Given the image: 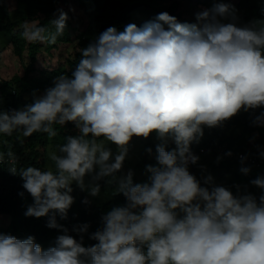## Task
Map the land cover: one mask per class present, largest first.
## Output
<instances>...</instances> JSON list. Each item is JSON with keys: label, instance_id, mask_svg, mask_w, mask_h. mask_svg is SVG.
<instances>
[{"label": "clouds", "instance_id": "clouds-1", "mask_svg": "<svg viewBox=\"0 0 264 264\" xmlns=\"http://www.w3.org/2000/svg\"><path fill=\"white\" fill-rule=\"evenodd\" d=\"M194 15L195 22H181L164 11L139 26H110L81 49L70 74H59L22 108L0 111L5 136L56 137L55 126L67 122L78 130L49 153L48 168H18L14 153L6 154L8 170L32 197L24 215L47 217V227L61 234L44 248L33 235L0 233V264H264V174L250 181L261 190L257 197L247 186L234 185V192L211 174L198 179L190 171L200 159L191 145L204 127L264 107V19L241 25L225 0ZM67 19L59 10L50 27L26 21L22 36L54 44ZM253 124L264 127V111ZM153 132L160 141L156 163L145 166L146 181L135 182L133 170L123 172L129 142ZM241 158L257 168L264 164ZM105 179L125 202L101 217L100 228L89 233L88 223L69 230L58 222L74 203L73 183L96 197ZM8 220L0 215L1 223ZM86 233L95 243L85 245Z\"/></svg>", "mask_w": 264, "mask_h": 264}, {"label": "trees", "instance_id": "trees-1", "mask_svg": "<svg viewBox=\"0 0 264 264\" xmlns=\"http://www.w3.org/2000/svg\"><path fill=\"white\" fill-rule=\"evenodd\" d=\"M4 0H0V8ZM216 0H15V7H6L0 12V44L12 46L14 55L19 59L26 51L29 59L23 65L21 74H15L9 79L0 80V111L19 109L33 100V95H42L53 85L59 74H70L81 58V49L86 47L100 32L110 26L123 30L129 23L138 26L154 18L158 13L167 11L181 22H195V13L191 7L204 9L211 7ZM235 6L239 17L238 23L248 24L254 20L264 19V0H225ZM59 10L67 13L68 19L64 32L57 37L54 44L28 42L22 36V26L26 21L37 20L45 27H50V21L59 15ZM56 54V55H55ZM56 57L55 67H38L36 62L40 57L53 59ZM44 63L42 58L41 60ZM41 73V76H37ZM4 89V90H3ZM264 111V107L245 112L241 110L218 127H204V135L199 143H193L191 148L200 159L196 165H190V171L198 179L211 174L217 184L232 188L240 185L247 191L259 197L261 190L250 184V181L260 174H264V164L255 167L247 162L241 163L243 158H262L260 152L264 150V127L253 124L256 115ZM56 137H49L46 133H33L30 137H23L19 131L11 136L0 134V152L5 153V162L0 164V215L9 216L5 223L0 222V233H10L17 238L23 235H33L35 240L43 242L44 248L49 247L61 231L47 227V217H26L24 212L32 197L22 188L23 180L19 175L12 174L7 153L11 151L16 157L17 167L35 166L46 168L48 150L55 144L63 143L68 135H76L78 130L73 122L63 126H55ZM62 139V140H60ZM134 143L129 142V154L124 162V168L134 172V181L142 182L143 169L148 164H155V147L160 141L155 132L148 138L133 136ZM113 152L117 146L108 142ZM175 147L169 142L168 148ZM152 148V153L147 152ZM231 150L232 155L225 153ZM221 157V159H217ZM203 167V170L201 168ZM241 167H249L248 174L240 171ZM124 172V171H123ZM135 176V174H137ZM126 173V172H125ZM146 175V174H145ZM145 176L143 182L146 181ZM101 188H109L110 198L103 203L93 202L84 190L73 183L74 203L68 211L67 219L58 222L71 230L73 225L88 223L89 233L102 226L101 217L113 206L123 204L122 194H115L116 184L109 185L105 180L99 182ZM25 192L24 197L19 193ZM87 198L90 203L83 201ZM74 236L75 233H72ZM85 245L95 243L84 234Z\"/></svg>", "mask_w": 264, "mask_h": 264}, {"label": "rangeland", "instance_id": "rangeland-1", "mask_svg": "<svg viewBox=\"0 0 264 264\" xmlns=\"http://www.w3.org/2000/svg\"><path fill=\"white\" fill-rule=\"evenodd\" d=\"M11 10L13 9V7H15V0H4V2L2 3L1 5V8H0V12H1V9L6 7ZM202 9H198V8H195V7H191L190 8V11L193 12V13H196L197 11H200ZM12 46L10 45V43L8 44H4V45H1L0 44V80H5V79H9L11 78L13 75L15 74H21L22 73V70H23V65H27V63L29 62V59L26 57V51L23 52V56L21 59H19L17 57V55H14L13 51H12ZM56 55V54H55ZM43 58L44 60V63L41 61ZM45 57H40L38 59V61L36 62V66L38 67H46L45 70H47V67H55V65L57 64V61H56V57L54 56L53 59H44ZM38 77L41 76V73H39L37 75ZM4 90V89H3ZM62 140V139H60ZM65 140H62L61 142H64ZM132 143H134V141H130ZM56 145L55 144L52 148V150H48V153H47V159H46V168L50 167L52 165V161L49 159V153L52 152V151H56ZM123 171L124 172H127L128 170L126 168H123ZM139 172H137V174H135V176L138 175ZM142 174L141 176V181L143 182V177L145 176V179H147V173H146V170L143 169L142 172H140L139 174ZM146 174V175H145ZM86 182H87V178H86ZM75 184V183H74ZM85 191V190H84ZM86 192V195H88L90 197V199L95 202V203H103L104 201H106L107 199L110 198L111 194L109 195V188H101V192L98 196L96 197H92L89 195V193L87 191Z\"/></svg>", "mask_w": 264, "mask_h": 264}, {"label": "built area", "instance_id": "built-area-1", "mask_svg": "<svg viewBox=\"0 0 264 264\" xmlns=\"http://www.w3.org/2000/svg\"><path fill=\"white\" fill-rule=\"evenodd\" d=\"M239 157H242V154H240ZM252 161H254V159Z\"/></svg>", "mask_w": 264, "mask_h": 264}]
</instances>
